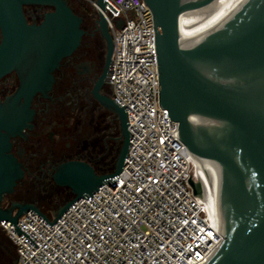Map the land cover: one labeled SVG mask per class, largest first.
<instances>
[{"label": "water", "instance_id": "95a60500", "mask_svg": "<svg viewBox=\"0 0 264 264\" xmlns=\"http://www.w3.org/2000/svg\"><path fill=\"white\" fill-rule=\"evenodd\" d=\"M143 1L153 14L160 105L179 124L180 140L218 188L223 241L207 264H264V0H239L224 16L190 26H179L180 17L215 0ZM31 3L54 6L55 12L47 14L40 26H29L22 10ZM97 4L107 53L93 95L119 121L122 144L114 169L100 174L85 162L62 164L53 179L69 188L73 198L56 213L53 223L30 204L18 205L15 214L3 211V196L14 191L24 171L10 154L9 136L0 128V225L11 222L17 234L36 247L17 225L19 218L34 211L52 226L77 199L93 197L105 183H114L128 153L131 133L125 105L101 92L114 50L105 6L117 11L107 1ZM0 12L5 33L0 77L15 66L17 56L32 55L38 79L30 91H43V81L49 90L54 81L51 72L81 45L82 18L67 0H0ZM123 24L121 20L117 27ZM190 183L202 198L201 180Z\"/></svg>", "mask_w": 264, "mask_h": 264}, {"label": "built area", "instance_id": "2783aa9c", "mask_svg": "<svg viewBox=\"0 0 264 264\" xmlns=\"http://www.w3.org/2000/svg\"><path fill=\"white\" fill-rule=\"evenodd\" d=\"M104 1L117 11L105 6L114 41L107 82L130 124L123 170L52 226L34 211L21 216L17 225L39 247L2 221L15 264H207L223 237L205 193L196 196L190 183L203 167L160 105L153 14L143 0Z\"/></svg>", "mask_w": 264, "mask_h": 264}, {"label": "flooded vegetation", "instance_id": "af4514ba", "mask_svg": "<svg viewBox=\"0 0 264 264\" xmlns=\"http://www.w3.org/2000/svg\"><path fill=\"white\" fill-rule=\"evenodd\" d=\"M67 2L74 14L82 18L85 34L81 45L70 56L62 58L51 72L54 80L51 88L45 90L48 82L43 81L44 90L31 93L33 82L38 79L37 60L24 53L17 56L15 66L0 77L1 132L9 136L10 154L24 171L14 191L5 194L1 201V209L12 214L18 212V205L30 204L46 218L54 217L73 198L69 188L56 185L53 179L62 164L85 162L96 172L105 174L112 171L118 156L107 147L105 139L106 150L100 151L99 131L89 119L91 106L110 112L93 95L107 53L97 22L98 13L91 0ZM22 12L29 26H40L47 14L55 12V7L24 4ZM1 20L0 12V48L5 39ZM107 79L108 74L101 92L113 99V89ZM84 102L88 105L84 106ZM4 232L0 225V238Z\"/></svg>", "mask_w": 264, "mask_h": 264}, {"label": "bare ground", "instance_id": "6f19581e", "mask_svg": "<svg viewBox=\"0 0 264 264\" xmlns=\"http://www.w3.org/2000/svg\"><path fill=\"white\" fill-rule=\"evenodd\" d=\"M238 1L239 0H215L206 7L184 13L180 17L179 26H190L218 19L231 11ZM199 177L204 186L205 199L208 206L214 216L217 217L220 225V205L216 181L212 177L211 173L209 174L204 167L200 170Z\"/></svg>", "mask_w": 264, "mask_h": 264}, {"label": "trees", "instance_id": "16d2710c", "mask_svg": "<svg viewBox=\"0 0 264 264\" xmlns=\"http://www.w3.org/2000/svg\"><path fill=\"white\" fill-rule=\"evenodd\" d=\"M85 105H88V103L84 102ZM89 119L99 131L100 151L106 150V146L103 145L105 139L107 147L117 155L122 144L119 122L114 120L110 112L100 110L96 106H91L89 109ZM16 259L17 249L15 244L7 237L2 236L0 238V264H15Z\"/></svg>", "mask_w": 264, "mask_h": 264}, {"label": "rangeland", "instance_id": "374dc122", "mask_svg": "<svg viewBox=\"0 0 264 264\" xmlns=\"http://www.w3.org/2000/svg\"><path fill=\"white\" fill-rule=\"evenodd\" d=\"M4 236L8 238L7 234L4 232ZM9 239V238H8Z\"/></svg>", "mask_w": 264, "mask_h": 264}]
</instances>
